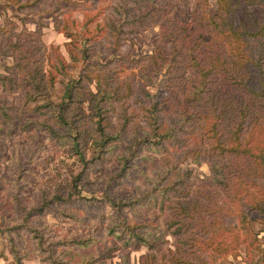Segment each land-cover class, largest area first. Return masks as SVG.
Listing matches in <instances>:
<instances>
[{"label": "trees", "instance_id": "1", "mask_svg": "<svg viewBox=\"0 0 264 264\" xmlns=\"http://www.w3.org/2000/svg\"><path fill=\"white\" fill-rule=\"evenodd\" d=\"M146 1L134 23L139 28L157 24L161 46L156 56L139 66V70L146 74L142 76L146 84L151 83V74L162 73L165 95L149 109L143 108L148 126L144 129L135 123V113L128 112L127 102L137 89L149 97L145 84L137 86L119 81L122 71L113 66L114 62H124L119 53L121 29H115L112 34L115 60L88 65L94 57L93 45L102 30L89 31L88 22L81 31L74 30L68 22L63 26L54 24L70 40L65 47L73 63V74L78 71L76 77L68 73V63L58 53L47 61L49 68L45 70L46 58L44 53L40 54L39 33H15L17 26L8 21L0 26V56L11 59V65L4 68L5 74H0V88L20 97L18 102L8 103L4 99L1 113L4 116L8 112L40 114L44 119L42 125L49 133L57 135L55 127L69 131L75 127L79 135L76 140L79 152L73 150V154L80 163V171H68L66 190L62 194L56 193L50 200L44 199L37 207L23 211L22 225L38 241L43 264L71 263L76 254L68 257V252L63 250L90 248L94 240L86 236L65 237L45 248L42 234L30 226L29 220L52 204L58 206L82 199V182L89 165L129 128L135 137L127 155L122 156L120 175L126 172L130 159L139 156L133 147L166 153V145H183L190 141L187 155L195 161L211 159V179L210 185L191 190L190 173H182L177 162L172 164L167 155L162 156L159 161L163 162L169 176L158 182L159 198L154 197L159 211L155 221L162 217V233L151 238L143 234L149 225L130 224L122 215V210L133 207L135 201L107 197L105 205L115 213L110 235L121 241L125 239L124 248L147 250L136 263L125 260L119 264H214V257L230 254L245 243L239 234L249 224L244 208L261 209L259 198L248 189H257V183L264 182V0H215V13L209 10L208 0ZM190 1H193L192 13L186 21L172 19L164 6L187 5ZM237 14L242 16L238 24L234 20ZM159 17L162 19L158 22ZM124 33L136 34L134 30ZM58 76L64 78L65 83L57 97ZM84 82L94 85L95 93L85 87ZM42 99L44 103H40ZM106 103H115L121 112L114 136L107 134L111 124L106 116ZM84 104L85 107H74ZM165 110L175 118L164 122L160 113ZM48 120L53 121L54 126ZM87 122L96 135L92 138L93 146L99 150L90 158L80 146V136L85 133ZM141 129L143 138L138 137ZM235 219L238 226H231L229 222ZM9 240L13 264H21L27 254L16 248L11 238ZM110 246L103 254L104 259L119 249L114 241ZM249 246L264 254L260 245L250 242Z\"/></svg>", "mask_w": 264, "mask_h": 264}, {"label": "rangeland", "instance_id": "2", "mask_svg": "<svg viewBox=\"0 0 264 264\" xmlns=\"http://www.w3.org/2000/svg\"><path fill=\"white\" fill-rule=\"evenodd\" d=\"M146 2V0H0L2 12L0 26L4 21H8L17 26L14 29L15 33L21 31L39 33L40 54L44 53L46 58L45 70L49 68L47 61L58 53L68 63L69 74H73V63L69 59L65 44L70 40L54 27L55 23L63 26L68 22L74 30L81 31L84 23L88 22L89 31L102 30L93 45L94 57L87 62L88 65L105 64L115 60L112 34L115 29H121L122 44L119 46V53L122 54L124 62L120 64L114 62L113 66L122 71L119 81L132 82L137 86L145 84L144 88L149 97L142 94L141 89H137L127 102L128 112L132 110L135 113V123L144 129L148 126L143 108L149 109L152 103L160 101L165 95L161 85L162 73L151 74V83L146 84L142 77L146 74L139 70V66L146 65L152 56H156V50L161 46L157 24L139 28L134 23L136 16L144 10ZM164 6L172 19L186 21L192 13L193 1L187 5L179 3L177 6L170 4ZM208 8L215 13L216 1L208 0ZM161 19L159 17L158 22ZM241 19L240 14L234 18L236 24ZM130 30H134L136 34L124 33ZM10 65L11 59L0 56V74L4 75V68ZM73 75L77 77L78 71ZM64 83V78L58 76L55 85L57 97ZM83 84L95 93L94 85H88L86 82ZM4 99L10 103L18 102L20 97L0 88V105ZM40 103H44V99L40 100ZM85 106L84 104L74 107ZM105 108L108 109L106 116L111 124L107 134L114 136L117 133L118 116L121 112L115 103H106ZM1 112L0 110V264H13L9 238L13 240L16 248H21L24 254H27L21 264H43L39 256V252L43 251L37 246L38 241L33 239V235L22 225L23 211L37 207L44 199L50 200L56 193L62 194L66 190L68 171L72 170L75 173L80 171V163L73 154V150L79 152L76 145L79 138L78 130L75 127H71L70 131L55 127L57 135H54L42 125L44 119L40 114L19 115L8 112V115L4 116ZM160 117L164 122L170 117L175 118L167 110L160 113ZM48 122L54 126L53 121ZM143 136L144 132L141 129L138 131V137ZM95 137L87 122V129L80 136V146L87 158L99 151L93 146L92 138ZM134 137V131L129 128L119 135L117 141L108 145L105 153L101 157L98 156L94 164L89 165L82 182V199L61 203L58 206L52 204L42 214L29 220L30 226L42 234L45 248L65 237L86 236L94 240L90 248L63 250L65 253L68 252V257L76 254L75 261L67 264L84 262L119 264L125 260L136 263L147 251L146 248L137 251L124 248L122 244L125 239L121 241L115 235H110L112 217L115 213L105 205V202L110 196L135 201L133 207L122 210L123 217H126L130 224L149 225L143 231L145 236L151 238L161 234L162 217L155 221L159 211L154 197L159 198L158 182L169 176L166 174L167 168L159 161L162 156L167 155L172 164L177 162V168L182 173H190L188 186L191 190L198 186L210 185L211 159L202 158L195 161L192 156L187 155L190 141L183 145L170 143L165 146L166 153H154L142 146L133 147L132 150H137L139 156L130 159L126 172L123 176L120 175L119 172L123 168L122 156L127 155V149L132 146L131 140ZM257 184V189L249 188L248 192L259 198L258 204L261 209L244 208L249 224L248 228L239 234L245 243L230 254L214 257L212 259L214 264H264V254L249 246L250 242H253L264 250V182ZM229 223L231 226H238L237 219ZM166 240L171 242L169 237ZM113 241L119 249L109 253L111 257L108 259H104L103 254L111 247Z\"/></svg>", "mask_w": 264, "mask_h": 264}]
</instances>
